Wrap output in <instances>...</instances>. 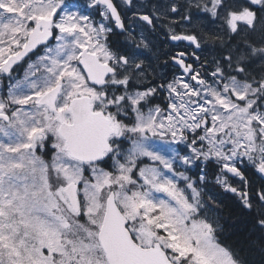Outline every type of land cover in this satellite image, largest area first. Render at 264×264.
<instances>
[{
  "label": "snow or ice",
  "instance_id": "snow-or-ice-1",
  "mask_svg": "<svg viewBox=\"0 0 264 264\" xmlns=\"http://www.w3.org/2000/svg\"><path fill=\"white\" fill-rule=\"evenodd\" d=\"M123 3L132 18L114 0H0V264H245L207 169L264 230V0ZM171 14L192 25L172 41L218 55L176 52L181 75L156 84L126 19Z\"/></svg>",
  "mask_w": 264,
  "mask_h": 264
},
{
  "label": "flooded vegetation",
  "instance_id": "flooded-vegetation-1",
  "mask_svg": "<svg viewBox=\"0 0 264 264\" xmlns=\"http://www.w3.org/2000/svg\"><path fill=\"white\" fill-rule=\"evenodd\" d=\"M158 1V0H156ZM73 2L78 4H84L86 5L88 3V0H73ZM114 2L118 5V8L121 10L122 15L126 16L127 18H132V12L127 11L126 4L122 3L121 0H114ZM180 2H183V0H180ZM143 12H151V11H143ZM87 15L93 16L94 19H99L98 16L95 15L94 10H89L86 12ZM203 14L200 13L198 16H202ZM173 19H169L168 23L161 22L160 19L154 21V27L146 25L145 22L139 20V19H132L131 23H128V20L126 19V26L130 28V30H134V35H136L137 40H139V37L143 35L147 38L150 44V48L148 50H139L144 52V55L140 56V59H144L146 63H150L152 66H156L159 71L158 75H154L152 79H154L156 84L164 83L165 80L162 79V77L167 78L168 80L172 79L173 75L179 76L181 75V70H178L177 65L174 64V62L171 61V56L179 51H184L185 49L191 53L192 51H196L197 55L201 57V60L208 59L209 61L213 59V57H217V50L216 46L212 44H206L203 45V51L196 50L194 46H188L187 41H172L170 39V33L169 28H174L177 33L185 30H189L192 28V25L187 23H180V24H172V21H179V16L177 14H173ZM202 18V17H201ZM169 24V27L166 28V25ZM219 22L216 23H208L205 22V24L201 25V27L204 28V31H210V30H218L219 29ZM119 31V30H117ZM118 41L120 42L121 46L129 47L131 46V43L128 41H125L124 36L121 35L118 38ZM31 55V54H30ZM32 59L35 60V56H32ZM189 63L192 62V60L188 61ZM27 66V58L25 61H22L20 64V67L16 69V72L14 75L17 76V78H22V72ZM211 71V68H209V72ZM4 84L7 83L6 80L3 81ZM0 90H6L3 88H0ZM166 93L161 92L159 94V98L154 100L160 101V98L162 99L161 102H166L164 100V96ZM250 178L252 179V175H254L255 179H257L258 183L260 182L259 174H253V171L250 170L249 173H247ZM253 180V179H252ZM238 182V181H237Z\"/></svg>",
  "mask_w": 264,
  "mask_h": 264
},
{
  "label": "trees",
  "instance_id": "trees-1",
  "mask_svg": "<svg viewBox=\"0 0 264 264\" xmlns=\"http://www.w3.org/2000/svg\"><path fill=\"white\" fill-rule=\"evenodd\" d=\"M152 67L155 68L154 75L157 76L159 69L154 65ZM207 172L206 191L209 194H214L220 205L218 214L222 225V232L219 234L221 241L233 247L245 264H264V251H262L264 245L260 243L264 238V230L256 225L253 214L242 209L231 193H225L215 184V171L207 169ZM200 174V170L197 168L189 172V175L194 177ZM251 177L257 184L260 183L257 182L254 175Z\"/></svg>",
  "mask_w": 264,
  "mask_h": 264
},
{
  "label": "rangeland",
  "instance_id": "rangeland-1",
  "mask_svg": "<svg viewBox=\"0 0 264 264\" xmlns=\"http://www.w3.org/2000/svg\"><path fill=\"white\" fill-rule=\"evenodd\" d=\"M121 2L123 3V0H121ZM167 2V0H158V1H156V0H135V3H136V5H137V7L141 10V11H146V10H148V11H151V6L152 5H155V4H165ZM127 6V5H126ZM181 11H183V10H181ZM86 14V13H85ZM178 16H179V14H177ZM201 17H203V15L202 16H198V18H201ZM174 17H173V14H171V15H168L166 18L165 17H161L160 18V20H161V22H164V23H168V21H169V19H173ZM167 27H169V24H167L166 25V28ZM140 50H142V49H140ZM27 67V66H26ZM23 74H24V70H23V72H22V77H23ZM162 101V99L160 98V101H155V103H157V104H161L162 106L164 105V104H166V102L164 103V102H161ZM49 156H50V153H49ZM45 158H48V157H45ZM201 167H203V165H201ZM192 170H196V168L195 167H193L192 168ZM189 174V173H188ZM215 181V180H214ZM234 183H237L238 184V182L237 181H234ZM223 190V189H222Z\"/></svg>",
  "mask_w": 264,
  "mask_h": 264
}]
</instances>
